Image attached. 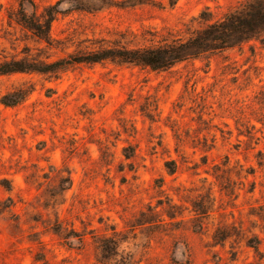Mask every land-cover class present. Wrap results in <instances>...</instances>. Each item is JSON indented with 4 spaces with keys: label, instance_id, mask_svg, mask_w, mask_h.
I'll list each match as a JSON object with an SVG mask.
<instances>
[{
    "label": "rangeland",
    "instance_id": "1",
    "mask_svg": "<svg viewBox=\"0 0 264 264\" xmlns=\"http://www.w3.org/2000/svg\"><path fill=\"white\" fill-rule=\"evenodd\" d=\"M244 1L0 0V62L187 37ZM0 264H264V46L0 76Z\"/></svg>",
    "mask_w": 264,
    "mask_h": 264
},
{
    "label": "trees",
    "instance_id": "2",
    "mask_svg": "<svg viewBox=\"0 0 264 264\" xmlns=\"http://www.w3.org/2000/svg\"><path fill=\"white\" fill-rule=\"evenodd\" d=\"M207 21V19H205ZM208 23L187 37L163 38L147 46H108L81 55H68L49 63L9 60L0 62V76L12 74H58L80 63H98L105 60L152 71H165L188 60L240 47L249 41L264 46V0H245L222 17ZM14 99L1 103L14 106L23 101L28 92H13Z\"/></svg>",
    "mask_w": 264,
    "mask_h": 264
}]
</instances>
